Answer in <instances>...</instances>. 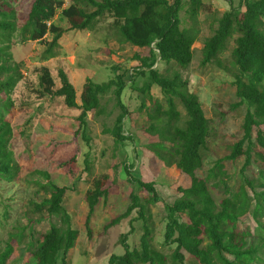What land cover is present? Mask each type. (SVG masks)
Returning a JSON list of instances; mask_svg holds the SVG:
<instances>
[{"label":"trees","instance_id":"trees-1","mask_svg":"<svg viewBox=\"0 0 264 264\" xmlns=\"http://www.w3.org/2000/svg\"><path fill=\"white\" fill-rule=\"evenodd\" d=\"M32 0L28 16L21 26L15 23V10L8 3L0 5V93L4 102L0 112V181L14 182L19 166L12 159L9 150L11 126L7 115L11 106L9 96L22 79L16 67L9 64L12 38L19 37L22 42L37 41L45 45L44 59L55 57L54 49L65 30L54 23L59 12L69 25L66 30L94 31L104 21L120 42L136 48H147L148 56L139 57L140 64L131 74V82L144 77L141 86H131L143 96L139 110L145 107V98L152 99L150 91L158 87L162 101L153 100V109L146 110L147 126L145 132L155 140L146 149L151 151L166 166H175L188 176L190 185L178 187L181 194L172 203H165L164 233L161 247L154 244L152 216L149 206L157 204L161 197L152 181H144L132 176L131 165L123 166L127 179L138 190L146 191L142 198L133 191L128 195L130 203L125 211L111 219L105 227L118 224L122 219L137 211L136 218L130 220L129 232L121 234L119 241L123 252L111 254L108 264H257L264 263V166L257 176L249 178L245 172L254 162L264 164V0H240L236 7L231 6L217 20L213 33L205 38L200 64L215 63L231 73L236 107L245 106L242 120V136L229 147L225 160L234 161L244 157L240 169V184L234 191L223 161L217 160L203 174L210 135V123L204 114L196 94L189 92L187 81L181 73H169L154 67L156 64L174 63L180 69L187 68L193 59V44L197 40L198 15L204 4L202 0ZM180 12H184L191 22L183 25ZM18 35H14L15 33ZM52 35V39L46 37ZM236 35V36H235ZM235 36V38H234ZM233 39L230 59L234 70L222 66L220 55L228 42ZM114 78L103 83H94L86 78L76 101V92L68 76L59 70L60 86L55 87L47 67L39 70L38 92L50 98H61L69 109H78V129L86 146L91 138L88 131L87 116L106 113L101 99L112 94L115 105L120 109L114 122L117 140L125 141L123 135L124 118L129 113L121 100L127 87L124 72L114 67ZM14 72V73H13ZM13 73V74H12ZM165 107H164V105ZM185 110V120L179 124L180 112L177 105ZM85 170H90L89 156H85ZM107 175L92 182L86 191L87 213L84 226L89 237L91 218L101 199H106L108 189ZM37 192L43 193L40 202L28 200L32 206L28 213L38 218L43 214L55 217L49 229L41 234L35 244L27 240L24 230L30 229L34 220L20 232L10 233L5 241L0 238V264H10L8 260L14 247L25 244L31 258L23 264H67V254L74 247L79 231L72 226V219L64 206L67 188L58 186L50 179L35 180ZM220 189L225 196L216 200L212 190ZM187 195L188 198L184 197ZM6 214V212H5ZM39 220V219H37ZM132 221H141L142 234L137 248L129 247V234L134 232ZM255 223L251 231L250 222ZM13 264H19L15 260Z\"/></svg>","mask_w":264,"mask_h":264},{"label":"rangeland","instance_id":"rangeland-1","mask_svg":"<svg viewBox=\"0 0 264 264\" xmlns=\"http://www.w3.org/2000/svg\"><path fill=\"white\" fill-rule=\"evenodd\" d=\"M5 2L15 10V23L21 26L28 16L32 0H0L3 9H9L2 5ZM202 2L204 6L196 25L199 33L193 44V59L190 65L185 69H180L174 63L156 64L154 67L161 71L169 68V73H181L182 78L187 81L189 92L198 96L210 123V135L207 139V149L204 151L206 160L200 173L203 174L221 159L230 177L229 185L235 191L240 184L239 172L244 164V157L240 156L234 161L224 158L229 154V147L242 136L241 125L246 108L235 106L237 99L231 73L215 63L202 66L200 62L205 38L213 33L223 12L231 6L236 7L240 0ZM67 4L68 0L65 2V5ZM180 19L185 26L191 23L184 12H180ZM53 21L65 30L54 49L55 57L44 59V44L37 41L22 42L18 36L12 38L13 44L9 49V64L22 74V79L8 97L11 106L7 115L11 126V142L8 148L12 152L13 161L19 166V171L14 182L0 181V238L5 241L10 233L20 232L30 219L35 222L24 232L28 236L26 242L30 240L35 244L51 223H56L55 217L43 214L38 218L28 213L32 207L28 205V200L40 202L45 197L43 193L37 192L34 181L50 179L56 185L67 188L64 206L71 216L72 226L79 231L74 247L66 256L67 264H108L111 254L124 251L119 236L129 232L130 220L136 218L137 211H132L130 216L114 226L105 227L106 224L125 211L130 203L128 195L131 191L137 193L140 198L147 195L146 191L138 190L127 180L129 176L123 166L130 164L132 176L154 182L161 197L157 204L149 206L153 241L155 246L161 247L165 225L163 206L180 197L178 187H188L191 182L188 176L175 166L164 165L146 149V145L155 140L145 132L146 110L153 109L154 99L161 102L163 98L160 89L153 86L150 91L152 99L145 98L146 108L139 110L143 96L131 86H141L145 78L138 77L131 82V74L140 64L136 56H148V49L120 42L110 29L108 21L101 23L94 31L66 30L69 25L59 12ZM51 39L52 35L46 37V40ZM233 46L231 39L219 58L222 66L232 71L234 65L230 53ZM41 67L48 68L56 88L60 86L59 70L65 72L74 86L77 102L86 78H90L94 83H103L114 78V67L119 68V73L124 72V81L127 82L121 100L129 110L124 118L123 135L131 138L125 141L117 140L113 127L120 109L115 105L114 96L109 93L101 99L106 113L97 115L91 112L87 116L91 141L89 146H86L80 134H76L79 110L67 108L61 98H50L38 92ZM5 101L7 102L6 95L0 93V112L3 111ZM177 109L181 115L179 124H183L185 110L180 104ZM87 154L89 171L85 170L84 162ZM263 166L261 162H254L245 174L249 178L256 177L259 168ZM102 175L108 176V196L105 200H100L94 211L90 222L92 235L89 237L84 226L87 213L85 194L92 187L93 180ZM212 194L216 200L225 196L220 189L212 190ZM184 197L188 198L187 195ZM141 223L132 221L134 232L129 234L127 240L131 248H137L139 245ZM250 223L252 231L256 225L253 221ZM25 248V244L19 247L15 245L8 263L13 264L18 260L19 264H23L30 259L31 254Z\"/></svg>","mask_w":264,"mask_h":264}]
</instances>
